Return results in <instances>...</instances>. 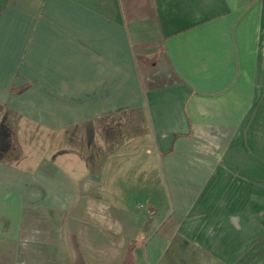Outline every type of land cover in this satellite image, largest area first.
I'll return each mask as SVG.
<instances>
[{
    "label": "crops",
    "instance_id": "crops-1",
    "mask_svg": "<svg viewBox=\"0 0 264 264\" xmlns=\"http://www.w3.org/2000/svg\"><path fill=\"white\" fill-rule=\"evenodd\" d=\"M0 264H264V0H0Z\"/></svg>",
    "mask_w": 264,
    "mask_h": 264
},
{
    "label": "rangeland",
    "instance_id": "rangeland-1",
    "mask_svg": "<svg viewBox=\"0 0 264 264\" xmlns=\"http://www.w3.org/2000/svg\"><path fill=\"white\" fill-rule=\"evenodd\" d=\"M4 155V154H3Z\"/></svg>",
    "mask_w": 264,
    "mask_h": 264
}]
</instances>
